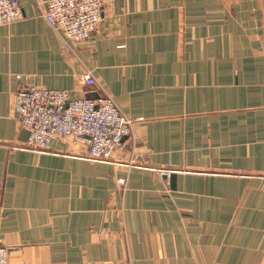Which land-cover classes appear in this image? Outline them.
Returning a JSON list of instances; mask_svg holds the SVG:
<instances>
[{
    "label": "crops",
    "instance_id": "0c3cea01",
    "mask_svg": "<svg viewBox=\"0 0 264 264\" xmlns=\"http://www.w3.org/2000/svg\"><path fill=\"white\" fill-rule=\"evenodd\" d=\"M45 1L0 26L9 264H264V0H105L83 42ZM30 86L110 97L132 134L108 162L74 137L33 150L14 113Z\"/></svg>",
    "mask_w": 264,
    "mask_h": 264
},
{
    "label": "built area",
    "instance_id": "2783aa9c",
    "mask_svg": "<svg viewBox=\"0 0 264 264\" xmlns=\"http://www.w3.org/2000/svg\"><path fill=\"white\" fill-rule=\"evenodd\" d=\"M105 0H46L44 17L67 40L83 42L103 21ZM24 18L21 0H0V26ZM88 86L97 80L90 72L82 76ZM14 113L28 132V147L46 152L50 144L74 136L88 146L86 158L108 162L124 138L131 136L134 121L125 116L110 97L75 99L66 91L30 86L15 95ZM0 264H9V249L0 242Z\"/></svg>",
    "mask_w": 264,
    "mask_h": 264
},
{
    "label": "rangeland",
    "instance_id": "374dc122",
    "mask_svg": "<svg viewBox=\"0 0 264 264\" xmlns=\"http://www.w3.org/2000/svg\"><path fill=\"white\" fill-rule=\"evenodd\" d=\"M70 137H74V136H70ZM74 138H76V137H74ZM48 150H49V149H48ZM48 150H47V151H48ZM47 151H46V152H47ZM87 154H88V152H87ZM100 163H101V162H100Z\"/></svg>",
    "mask_w": 264,
    "mask_h": 264
}]
</instances>
